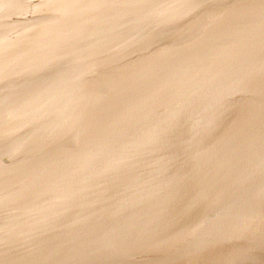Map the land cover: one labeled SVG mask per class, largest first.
Instances as JSON below:
<instances>
[{
  "label": "bare ground",
  "instance_id": "bare-ground-1",
  "mask_svg": "<svg viewBox=\"0 0 264 264\" xmlns=\"http://www.w3.org/2000/svg\"><path fill=\"white\" fill-rule=\"evenodd\" d=\"M210 1H218L223 6L222 22L229 17L246 19L239 25H236V20L231 24L226 22L229 27L224 31L226 44L221 49L222 54L200 72L202 78L211 81L209 89H213V93L220 97L214 99L211 95L202 102L208 118L199 122L196 131L201 132L197 138L188 139L189 142L183 146L187 149L169 150L173 139L164 138L159 129L157 115L165 106L167 95L165 75H160L152 84L144 80L142 73L135 69L131 75L128 74L118 82L119 90L128 81H133L135 86L143 85V93L150 96V107L146 105L148 112L142 116L152 124L149 125L146 136L134 133L127 137L119 133L117 137V133L115 137L106 139L104 144L95 139L84 143L80 136L72 135L54 140L55 133L40 132L51 126L33 124V130L37 132L33 133L27 131L28 128L24 125L26 121L49 118L59 128L77 126L74 132H81L86 125L77 120L78 117H72V113L77 107L81 108L80 117H83L85 113L92 111L90 109L94 104L89 97L78 92V87L83 89L80 76L87 72L82 67L62 69V74H59V64L51 60L48 61V74L55 86L49 87L46 81L35 76L20 82L22 88L16 84L3 85L7 89L0 95V108L6 109V104L12 102V112L0 120V182L3 185L0 187V240L3 245L14 241L22 242L20 246L24 260H28V252L34 253L37 257L34 264H90L85 259V248L93 242L98 245V240L92 234L97 230L96 223L99 219L109 214L125 226H129L128 222L133 223V226L124 233L109 231L110 239L118 247L114 253L117 255L108 264L138 263L141 258L133 253L135 242L127 237L132 232H140L145 228L150 234H157L162 230L160 243L163 247L176 244L179 245L177 247H184L175 249L186 248L187 263L171 259L168 264H233L229 259L234 261L236 257L231 252L239 243L237 237L247 232L241 226L253 224L254 218L251 222L240 223L233 210L229 209L230 206L240 203L246 209H253V212L256 209L257 215L253 214V217L259 222L264 221V0ZM225 1L228 5H234V8L225 9L226 6L222 4ZM13 2L17 4V0ZM57 2V5L50 7L49 12L58 13L59 20L74 18L79 25L82 22L80 17L83 18L86 11H89V15L93 17L90 26H97L99 20L96 17L102 18L103 15L100 8L95 6V0ZM144 2L147 9L156 12V24L151 25L155 27L177 26V20H182L180 26H188L187 17L199 7L198 0ZM158 5L163 8L160 10ZM3 6L0 5V19H4L7 13L13 20L23 16L22 13L12 14L11 9L7 10L8 7ZM254 7L256 9L253 11L251 8ZM34 19L40 24H46L47 18L37 15ZM59 20L55 22L56 26H65ZM148 20L145 24L152 22ZM211 20L212 16L206 19V26H211ZM192 26L198 30L201 25L196 22ZM139 33L148 37L151 32L146 29ZM123 38L119 36L116 41L108 44V53L118 63L137 52L135 49L127 50L129 42ZM107 40L98 39L103 44ZM75 41L76 38L70 43ZM97 49L90 48L88 68L97 61ZM22 52L11 51V60L22 57ZM19 70L20 73L25 72L23 69ZM70 83L75 86H68ZM171 84L175 95L179 97L174 116L180 115V125L194 122L195 118H199L194 116L199 109H189V102L183 101L184 98L179 94V78ZM34 86H48L49 92L41 93L46 90H38ZM203 86L207 89V84ZM1 87L2 85L0 91ZM245 100L249 109L240 104ZM257 103L261 105L260 108H254ZM174 106L172 105L173 108ZM174 119L171 121L173 127ZM5 120H13L15 126L21 128L22 141L36 148L31 154V160L37 165L39 176L32 173L25 182L24 176L16 174V167L22 164L24 155L5 148L9 142ZM211 130L212 135L205 138L204 131ZM37 135L40 139H35ZM97 144L104 145L102 153L108 150L115 155L111 153L112 155L104 158L94 154L93 148ZM132 146L137 149L134 150ZM193 146L195 147L192 149ZM68 152H79L83 156L84 159L76 162L82 167L79 171H85L79 175H71L70 180H63L68 167H60V163L53 162L60 170L59 178L56 167L45 159L55 157L59 161ZM29 178L36 185L34 192L31 189L34 194L31 197H27L26 193ZM126 179H131L126 191L112 189L116 181L122 183ZM252 190L255 192L249 197ZM122 196L132 198L140 206H147L154 217H141L138 213L131 212L127 218L124 213L134 206H123ZM185 203L195 213L185 214ZM121 215L125 217L124 220H120ZM251 238L253 240L249 239V247H253V242L259 241L254 238L261 236ZM136 244L141 245L139 241ZM256 248L260 250L262 247Z\"/></svg>",
  "mask_w": 264,
  "mask_h": 264
},
{
  "label": "water",
  "instance_id": "water-1",
  "mask_svg": "<svg viewBox=\"0 0 264 264\" xmlns=\"http://www.w3.org/2000/svg\"><path fill=\"white\" fill-rule=\"evenodd\" d=\"M57 1L17 0V4H15L13 0H0V5H6L3 7H8L7 10H12L10 13L23 14L22 17H16L13 20L7 13L4 19H0V85H2L0 95L4 89H7L3 85L16 84L20 86V82L25 81L27 77L33 76L46 81L49 87L55 86V82H51L48 74V61L53 60L61 68L57 70L59 74H62V69L71 67L77 69L82 67L84 71L87 70L83 76H80L83 89H81V86L78 87V92L89 97L94 104L93 108L90 109L92 111H88L90 113H85L83 117H80L82 114L81 108L77 107L72 113V117H78L77 120L86 125L79 133L74 132L77 126L59 128L57 123L49 118L26 121L24 125L28 128L27 131L37 133L33 130V124L39 125L43 123L51 127L40 132L55 133L54 140H61L66 136L72 135V137L80 136L84 143H89L95 139L103 144L106 139L115 137L117 133V137H119V133H123L127 137L134 133L146 136L148 134L147 129L150 128L149 125L152 123L149 120H145L142 115L148 112L150 96L145 92L143 93L142 84L135 86L133 81H128V84L120 90L117 88L118 82L126 78L128 74L131 75L132 71L136 69L142 73L144 80L152 82V84L160 75H165L167 95L165 106L162 107L161 113L157 115V119L160 121L159 129H161V135L164 138L173 139L169 144V150L182 151L187 149L183 146L189 142L188 139L197 138L198 133L200 134L201 132V130L196 131L199 122L208 118L205 104L202 102L211 95L214 99L220 97L213 93V89H209L208 84L211 81H206L202 78L200 72L210 66L213 60L222 54L221 49L226 44L223 38L224 31L229 27L226 22L228 21L231 24V22L236 20V25H239L246 18L232 19V17H229L222 22L223 13L221 10L223 6L217 0L216 3L210 0H198L199 7L187 17L188 26L184 24L180 26V21L182 22V20H177L176 23L174 22L177 26L155 27L151 25L156 24L154 21L156 12L147 9L144 0H95V6L99 7L103 12L102 18L96 17L99 20L98 25L90 26V21L93 17L89 15V11H86L83 18L80 17L82 22L78 25L74 18L59 20L60 15L58 13L50 14V7L57 5ZM222 4L226 6L225 9L234 8V5H228L226 1ZM157 8L161 10L163 7L158 5ZM251 9L254 11L256 7ZM256 14L257 12L253 15ZM37 15L45 16L47 18L46 24L37 22L34 19ZM211 16V26H206V19ZM245 16H248V14H245ZM251 18L252 16L249 17V20ZM148 19L152 20V22L145 24ZM57 20L65 26H56L55 22ZM196 22L201 25L198 30L195 26H192ZM94 25H96V22ZM246 25L250 26L249 24ZM146 29L151 32L148 37L139 33V31L143 32ZM130 30L133 31L130 32ZM63 31L64 34L62 33ZM77 35L79 39H77ZM119 36L124 37L123 39L129 42L127 50L135 49L137 52L118 63V61L113 59L114 56L108 53V44L116 41ZM74 38H76V41L70 43ZM99 38L108 40L106 44H103L98 41ZM90 48H98V58L88 68L87 61L88 54L91 53ZM11 51H23L22 57L11 60L13 56ZM97 68L100 70H95ZM19 69H23L25 72L20 73ZM178 78L181 81L179 94L184 98V102H189L187 107L189 109H199L198 112L194 113V116L199 118H195L194 122H189L187 125H180V115L174 116L173 114L177 110L179 97L175 95L171 83ZM76 84L79 85L78 82ZM203 84H207V89L204 88ZM68 86H75V84L70 83ZM20 87L22 88L23 86ZM49 87L34 86L38 90L45 89L46 92H41L44 94L49 92ZM132 91L136 93H131ZM259 103L254 104V108H260L261 105ZM240 104L248 108L247 100ZM172 105H175L174 108ZM11 106L12 102H8L6 109L0 108V120L7 113L12 112ZM173 118H175L174 127L171 125ZM4 122L8 125L6 130L9 134L7 137L9 142L5 148H8L10 152L14 150L15 154L22 153L24 155L22 164L17 167L15 164L16 174L24 176L25 182L32 173H36L39 176L40 171L31 160V154L34 153L36 148L22 141L20 137L21 128L18 125L16 127L13 120H5ZM213 130L204 131V137L212 135ZM194 131L196 132L193 134ZM35 139H40V137L37 135ZM103 144H97L93 148L94 154L104 158L112 154L115 155L113 151L108 150L102 153ZM132 148L134 150L137 149L135 146H132ZM78 153L68 152L64 157L61 156L59 161L55 157H49L45 160L49 164H53V162L60 163V167L66 165L68 167L66 170L67 174L64 175L63 180H70L71 175H79L85 171H79L82 167L76 161L84 158ZM52 166L56 167L58 171L59 168L56 164ZM59 171L56 173L58 177L60 176ZM130 182L131 179H126L122 183L116 181L112 189L117 188L120 192L126 191ZM0 187H3L1 182ZM31 189L34 192L36 185L33 179L29 178L26 186L27 197L34 195ZM254 192L255 190L250 191L249 197ZM122 198L124 200V203L121 202L123 206L128 204H133L134 206L128 208L129 210L124 213L127 218L131 212H136L141 217L147 215L154 217L147 206H140L127 196H122ZM187 204L183 205L184 213L187 215L195 213L194 209H189ZM229 209L233 210L240 223L251 222L254 218L253 224L241 226L247 232L237 237L239 243L234 246L231 252V254L235 253L236 257L234 261L229 259V262H233V264H264V221L259 222L256 217H253V214L257 215L256 209L253 212V209L248 207L246 209L240 203L230 206ZM124 219L125 217L121 215L120 220ZM128 223L129 226H125L119 220L110 217L109 214L101 217L99 222L96 223L97 230L92 234V237L98 240V245H94L93 242L85 248L86 262L89 261L90 264H108L117 255H114V253L118 247V244L110 239L109 231L124 233L133 226V223ZM173 224L176 225L175 223ZM149 232L145 228L140 232L134 231L127 237L135 242L134 255L137 254L141 258L135 264H168L171 259L175 262L187 263L186 248L185 250L175 249L184 246L180 245V247H177L179 245L174 244L168 246V248L163 247L160 243L162 230L157 234H150ZM257 235H260L261 238L254 239L259 241L253 242L251 244L253 247H249V239L253 240L251 237ZM137 241L141 245H137ZM21 243L20 241H14L8 245H3L0 240V264H34L37 259L34 253L28 252V260H24L21 252ZM256 247L262 248L258 250Z\"/></svg>",
  "mask_w": 264,
  "mask_h": 264
}]
</instances>
